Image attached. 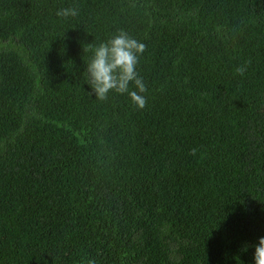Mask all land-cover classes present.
Segmentation results:
<instances>
[{"label":"trees","instance_id":"1","mask_svg":"<svg viewBox=\"0 0 264 264\" xmlns=\"http://www.w3.org/2000/svg\"><path fill=\"white\" fill-rule=\"evenodd\" d=\"M120 29L143 109L87 83ZM262 236L264 0H0V264H255Z\"/></svg>","mask_w":264,"mask_h":264},{"label":"clouds","instance_id":"2","mask_svg":"<svg viewBox=\"0 0 264 264\" xmlns=\"http://www.w3.org/2000/svg\"><path fill=\"white\" fill-rule=\"evenodd\" d=\"M78 14L77 6L62 7L56 11V16L64 19L76 17ZM90 50L92 58L87 64V83L95 92L96 99L106 101L110 91L117 94L127 93L138 109L145 108L148 102V87L138 74L137 65L146 51V44L125 29H120L106 42H101ZM247 67V64L239 65L234 71L243 76ZM130 84L134 85V89L130 88ZM196 153L197 149L193 148L190 154L195 156ZM253 247L255 264H264V236L259 237L258 243ZM87 264H96V261L90 259Z\"/></svg>","mask_w":264,"mask_h":264}]
</instances>
